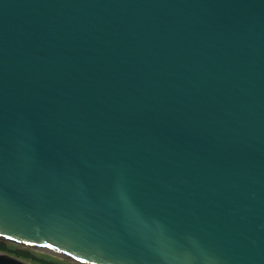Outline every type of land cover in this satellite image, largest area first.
Wrapping results in <instances>:
<instances>
[{"label":"water","instance_id":"1","mask_svg":"<svg viewBox=\"0 0 264 264\" xmlns=\"http://www.w3.org/2000/svg\"><path fill=\"white\" fill-rule=\"evenodd\" d=\"M0 238L264 264V0H0Z\"/></svg>","mask_w":264,"mask_h":264},{"label":"rangeland","instance_id":"2","mask_svg":"<svg viewBox=\"0 0 264 264\" xmlns=\"http://www.w3.org/2000/svg\"><path fill=\"white\" fill-rule=\"evenodd\" d=\"M0 254L9 255L28 264H82L44 249L31 248L0 238Z\"/></svg>","mask_w":264,"mask_h":264},{"label":"snow or ice","instance_id":"3","mask_svg":"<svg viewBox=\"0 0 264 264\" xmlns=\"http://www.w3.org/2000/svg\"><path fill=\"white\" fill-rule=\"evenodd\" d=\"M9 238L11 239V238H13V237H9ZM47 247H49V248H50V247H52V245H47Z\"/></svg>","mask_w":264,"mask_h":264}]
</instances>
